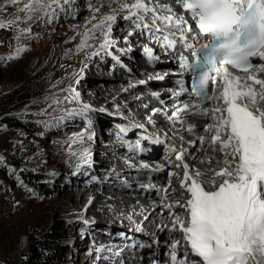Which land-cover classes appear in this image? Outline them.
I'll list each match as a JSON object with an SVG mask.
<instances>
[{"label":"snow or ice","instance_id":"6c2138e0","mask_svg":"<svg viewBox=\"0 0 264 264\" xmlns=\"http://www.w3.org/2000/svg\"><path fill=\"white\" fill-rule=\"evenodd\" d=\"M5 2L17 5L21 0ZM72 2L27 0L17 9L26 15L7 22L0 20V28L11 27L20 20L43 21L47 18L51 23L58 19L57 9L67 13L64 6L70 7ZM112 3L118 4V8L101 14V8H111ZM179 3L189 13L194 27L177 16L170 5L160 4L159 0L102 3L93 9L101 15L98 20L97 16L92 17L96 23L88 22L92 26L83 32L77 50L91 47L88 42L97 32L104 37L100 49L109 48L113 43L110 39L112 26L118 16L135 29L147 30L156 36L157 42L159 36L156 34L161 32L157 21L165 28L174 27L181 34L179 39L192 50L191 60L187 56L181 57V67L194 73L193 91L211 99L205 92L206 85L209 81L213 85L218 79L221 81L218 99L223 106L203 114L214 120L205 125V130L213 133L212 143L219 144L223 155L230 159H225V167L214 173V177L220 178L219 183L215 179L205 182L200 179L199 171L190 174L189 166L183 165L181 188L189 198L186 203L176 201L175 205L185 208L188 219L185 222L181 216L172 214L171 229L182 233L184 244L182 246L180 240L171 243L170 264H264V78H259V73H264V64L257 72L251 71L252 58L264 60V0H179ZM18 31L29 34L32 29ZM193 32L197 39L207 37L210 43L195 49L185 35ZM163 40L168 47H175L176 41L169 35ZM24 51L26 49L18 47L17 56ZM146 51L151 55L150 49ZM94 54L99 55V52ZM228 65L247 75H235ZM78 98V94L72 97ZM183 107L187 109L188 105ZM89 109V105H84L81 111ZM183 155L178 154L177 159L183 160ZM165 207L172 209L173 205ZM181 247L183 255L179 251ZM189 250L200 258L199 262L188 261Z\"/></svg>","mask_w":264,"mask_h":264},{"label":"rangeland","instance_id":"374dc122","mask_svg":"<svg viewBox=\"0 0 264 264\" xmlns=\"http://www.w3.org/2000/svg\"><path fill=\"white\" fill-rule=\"evenodd\" d=\"M0 5H2L0 7V20L7 22L17 17V5L8 4L5 0H0ZM89 11L90 7L74 2L72 10H68L67 13L60 11L58 19H54L51 24L58 27L66 17L71 20L86 15ZM47 23V18L43 21L20 20L11 27L0 28V263H13L25 259L31 252V241L36 240L47 231H57L62 225L61 233L55 238L61 239L60 242L65 248L63 251L64 264H90L94 262L98 249L93 243L94 240H89V242L83 240L85 235L83 226L88 223V220H80L78 216L71 215L70 211L74 209V206H70V202L71 200H76L79 204L83 202L84 196H82L81 186L84 185L86 177L84 178L82 175L89 174L90 167L94 164L101 167H106V165L103 162H94L90 157L71 162L72 151L78 148L84 139L88 138L75 141L67 136L73 135L74 127L82 126L85 121L83 119L74 126L73 123L79 119V115H73L74 113L65 115L51 109V107L59 106L58 104H51L57 98L49 99L47 97L44 100V96L48 92L54 93L58 86L61 88L67 84L66 82L73 75L83 52L74 53L69 58V62L61 67L60 74L53 79L36 77L32 71H29L30 63L34 61L38 48L51 38L52 31H48ZM119 25H125L126 29L134 28V25L123 20ZM22 28H31L32 31L29 34H20L18 29ZM125 34L126 32L120 36ZM17 36L20 38L17 39ZM18 47H22L26 51L17 56L16 49ZM123 49L115 48L117 53L110 51L108 54L119 57L120 55L135 53L134 50L123 53L121 52ZM94 67L98 70L97 66ZM79 68L81 70L79 75H81L83 71L81 66ZM91 73L89 75L92 76L93 73ZM115 73L112 74V77L116 76ZM97 80L103 81V79ZM108 81L113 80L109 79ZM27 90H41L43 92L38 97L34 95L27 102L16 107L19 102V95ZM86 94H84L85 99ZM11 98L14 100L11 101ZM100 100L99 102H92L93 114L97 113L96 115L99 117L101 113H105L106 119H112L114 114L119 115L115 112L106 114L109 111H106L105 107H100L105 100ZM125 112L128 113L130 110ZM6 118L11 121L18 120L21 124L15 127ZM138 118L140 121L145 120L140 116ZM26 122H30L29 126L24 125ZM106 124L110 123L105 122L102 126L104 127ZM93 125L98 128L99 135L94 139H89L96 141L102 131L95 123ZM150 125V123L149 126L146 124L147 130H152ZM119 128L122 132L129 133L128 127H124L123 124L119 125ZM154 130L155 134L159 136L158 129L152 131ZM103 133L107 135V138H118L115 132L103 129ZM63 143H66L68 150L62 153ZM216 165L219 166V164ZM23 169L43 174V183L52 187L54 183H58V189L55 193L47 195L45 190L35 188L22 177L21 171ZM105 175L110 176L109 174ZM136 181L140 182V179ZM137 196L136 194L135 198ZM139 201L141 202V200ZM127 202L130 203L131 201L127 199ZM142 222L138 223L139 226H137L139 229L141 227V230ZM134 228L135 231H138L136 227ZM146 228L148 230L147 236L145 235L147 239L149 237L158 239V237H154L157 229L152 231V228ZM115 230L117 231V228ZM132 234L136 236L135 233ZM163 242L166 241L163 240ZM142 243L145 244L146 242ZM88 246H91L93 250L88 251ZM55 248L59 249L60 246L55 245ZM52 249L53 247H49L47 251ZM138 251L140 250L135 248L134 258ZM143 255L146 256V253ZM129 258L127 257L126 261Z\"/></svg>","mask_w":264,"mask_h":264},{"label":"bare ground","instance_id":"6f19581e","mask_svg":"<svg viewBox=\"0 0 264 264\" xmlns=\"http://www.w3.org/2000/svg\"><path fill=\"white\" fill-rule=\"evenodd\" d=\"M26 2L27 0H21V2L17 4V9L22 8L24 6V3ZM74 2H77L78 5L83 4L86 7H90V11L86 15L78 18L76 17L71 20H68L66 17L65 20H62V23L58 27H54L51 23L48 22V31H52L51 38L49 41L41 44V46L38 48V51L35 53L34 61L30 63L29 71H32L36 77L53 79L55 76L60 74L61 67L69 62V58H71L74 53L83 52L81 60H79L76 64V69L73 72V75L77 76L81 73V70L79 68L80 66L82 71L84 70L89 73L92 72L93 74H91L94 77L88 75L86 78H84L83 84L86 85L87 88L85 89V92L81 94L84 97V94L87 93L85 97L89 102H99L101 101L100 99H102L103 101L105 99H109L111 96L119 92V90L123 86L127 85L131 81H135L133 80V77L141 79L144 75L143 73H147V71L149 70V66H146L147 64L144 65L139 63L140 57L143 56L142 54L136 52L129 53L125 55L126 59H128L127 61H134L137 67L133 70H127L126 68L122 67L123 69H125V75H116L115 77H112V74L114 75V72H108L109 70L106 71L103 69H108L109 64L107 65V63H109V60L121 62V58L108 54V52L110 53V51H101L99 55L93 54L94 51L99 48V45L103 42L104 39L100 32H97L95 34L94 39L89 40L88 43L92 45L91 47H87L83 50L78 51L77 46L81 42L82 34L85 29L91 28L92 23H96L101 14L110 13L113 9L118 8V4L112 3L111 8H101V14L95 13L93 9L96 7H100L102 3H109L110 0H73L70 7L69 5H65L64 7L68 10H72ZM129 2H131V0H129ZM59 12L60 10L57 9V15ZM184 13L187 12L184 11ZM25 15L26 13L19 12L17 10V17H24ZM94 15L97 16V20H92V17ZM90 20L92 21V23H88ZM122 20L123 19H120L118 16L117 22L112 26V32L110 36V39L112 41L113 36H119L124 32L131 36V34L129 33L131 29H126L125 25H119ZM125 22L130 23L128 21ZM132 29L134 31V35L140 31V29ZM73 37L75 38L73 39ZM116 42L120 43V40H116ZM114 49L115 47L112 48V50ZM125 52L127 53V51ZM152 55H154V53ZM94 66H97L98 70H96V67ZM259 77L263 78V74L259 75ZM97 79H103V81H98ZM109 79L113 81H108ZM138 82H140V80ZM171 82L173 83L174 81ZM58 88H60V86H58ZM139 89V87H133L132 89L125 90L117 99L109 101L108 105L110 108H108L114 112V103H118L122 107L121 110L128 109L139 115H143L144 113L141 110V103H139L135 99L132 101L126 100L127 98L134 96V94ZM76 93H79L78 88L76 89ZM59 96L60 94L54 92L50 95L49 99H58ZM145 99L147 100L148 98L146 97ZM124 100H126L127 102H123ZM122 103H124V105H122ZM57 104L60 105V102ZM97 107L99 108V106ZM100 107L103 108L104 106L102 105ZM75 114H78L80 117L76 122L73 123L75 124L74 126L78 125L79 122L83 120V116L81 113L77 112L73 115ZM96 114L97 113L93 114V120H86L85 123H95L102 131L100 137L96 141H92L89 138L86 140L84 139L83 143L74 151H72L71 162L73 160L86 159L90 157L92 160H94V162L99 161L105 163L106 167H101L94 164V166L90 167L91 170L89 174L82 175L84 178L86 177V180L83 183L84 185L81 186L83 194L82 196H84V199L81 204H79L76 200H71L70 206H74V209L70 211V214L78 216L80 220H88V223L83 226L85 232L83 240H86L85 242H87V240L88 242L89 240H94L93 243L96 244L98 249H96L97 254L95 255L94 262H91L90 264H147L148 255L152 254L154 250L152 244L158 245V247L160 248L166 247L167 244L164 245L165 242H163V240L168 241V237L172 234L170 230H161V227H163L164 224L171 226L173 220L172 214L174 213L181 216V212H183V210L177 207L174 212H171V214L167 213L165 223L159 216L155 214V210L152 209L153 206L148 203L149 199L143 198L140 193L143 188L147 187V182L141 180H145V176H147L148 173L146 172V170H142L137 167V162L134 160L132 155H129L130 153L123 148L128 147V149H133L132 147H134L136 144H152L162 147L165 143L161 136L160 139H158L156 134L151 132V129V131L147 130L146 124L144 122L146 121L145 118L144 121H140L138 117L134 116L133 118H128L127 114H125L121 115L119 118L99 119V117L101 116L98 117V115ZM97 119L98 122H96ZM161 121L162 122H159L160 124L158 126H155V129H158L159 135H163L162 127H164V125L168 126V123L164 121V119H161ZM105 122L110 124H106V126L103 127L102 125ZM121 124H123L124 127H128L129 133L121 131V128H119V125ZM103 129L115 132V135L118 136V138H107V135L103 133ZM73 131L82 132V134L78 136L68 135L67 137L73 138L75 141H78L77 137L88 135L91 129H88L86 124H83L82 126H78L77 128L74 127ZM177 131H180V129L178 128ZM67 150L68 147L66 143H63V147L61 148L62 153ZM133 150L146 152L143 151L142 148ZM157 158H162L167 162H171L172 166L177 169L179 167L183 169L184 162H186V164L189 166V171L191 174H194L195 171H200V169L204 168V166L199 164L197 157L190 162H188L186 159H184V162H181L166 150L163 152L159 151L157 154ZM226 158L227 157H225L223 154L218 157L211 156L212 163L209 164V166L214 164H219V166L216 165L215 168H207V170L211 172L204 171L203 173H201L202 175L200 179L205 182L215 179L217 180V183H219L220 178L214 177V173L223 167L222 161L224 160L225 162ZM228 159L230 158L228 157ZM177 164H179V167L177 166ZM105 174H109L110 176H107ZM163 176L164 174H161V177ZM138 179H140V182L136 181ZM205 187L206 189L208 188L207 183H205ZM180 190L181 191L179 192V194L186 193L184 190ZM153 193H155V190ZM136 194L138 195L137 198H135ZM127 199L131 202L128 203ZM139 200H141V202ZM146 207L147 210L151 211L148 218L143 219L142 210ZM168 211L169 210H166V212ZM140 222H142L143 225L142 230L141 227L140 229L137 227L139 226L138 223ZM159 223H161V225L157 227ZM134 227H136V230L138 229V231H135ZM146 227L152 228V231H155L157 229L156 236L154 237H158V239H151L149 237V233L148 237L150 238V240L149 238L147 239L145 237V235L147 236L148 231ZM116 228L117 231L115 230ZM132 233L136 234L134 239L135 241H137V243L139 239H141V241L143 240L142 242H146L143 249H140V251L137 252L138 254L134 258L133 262L131 261L133 256L135 255H132L130 253L131 251L129 250V247L124 246L123 244V241H127L129 238V234ZM173 233L178 234V232ZM141 235L143 236L141 237ZM140 245L141 244L138 243V247ZM134 248H137V246H135ZM91 250H93V248L91 246H88V251ZM143 253H146V256H144ZM141 254L143 256H140ZM127 257H130L128 261H126ZM194 259H196V256L193 255L191 258V262Z\"/></svg>","mask_w":264,"mask_h":264},{"label":"clouds","instance_id":"9594fccd","mask_svg":"<svg viewBox=\"0 0 264 264\" xmlns=\"http://www.w3.org/2000/svg\"><path fill=\"white\" fill-rule=\"evenodd\" d=\"M116 36H118V35H116ZM118 37H121L120 35L118 36ZM135 52H139L140 54H142L141 52H140V50H138V51H135ZM143 55V54H142ZM122 58V60L123 61H125V62H128L127 60L128 59H126V56L125 55H122L121 56ZM142 57L143 56H141L140 57V59H142ZM120 59V60H121ZM112 63H114V64H116V67H115V69L114 70H111L110 69V65L112 64ZM109 64V65H108ZM107 65L109 66L108 67V69H106V71H108V72H116L117 70H121L122 71V74H120V75H122V76H124L125 74V69H123L124 67L120 64V62H116V61H112V60H110L109 61V63H107ZM121 66V67H120ZM123 67V68H122ZM127 70H130L129 68H126ZM134 68H132L131 70H133ZM103 70H105V69H103ZM87 71H84L83 70V73H86ZM90 73L89 72H87V74H86V77L89 75ZM144 74V73H143ZM142 74V75H143ZM145 75V74H144ZM143 75V76H144ZM70 77H77V76H75V75H72V76H70ZM166 77H168V76H166ZM165 77V78H166ZM165 78H163V80H165V81H170V79L169 80H166ZM69 81H70V83H72L73 82V79H70L69 78ZM69 81H67V83L68 84H70L69 83ZM150 86H160L161 84H160V81H152V82H150V84H149ZM66 85H63L61 88H63V87H65ZM58 89H60V88H58ZM140 90H144V88H141ZM58 94H60V96H59V98L58 99H54L53 100V102L51 103V104H57L56 103V101L58 100L59 102H60V105L58 106V107H51V109H53L54 111H57L58 113H61L62 112V114H65V115H68V114H73V113H75V112H72V113H68V114H66L64 111H62V110H60V109H62V108H64V101L61 99V97H62V94L60 93V92H58L57 90H55ZM52 93L51 92H48L46 95H47V97H50V95H51ZM114 96V95H113ZM38 97V96H37ZM47 97H46V99H47ZM111 98V97H110ZM45 100V99H44ZM86 100V99H85ZM108 99H105V101H103V102H105V105L103 104V106H107L108 104L107 103H109V101H107ZM115 100V99H114ZM90 105H92L93 106V103L92 102H89L88 100H86ZM115 109V108H114ZM91 110H92V107L86 112V114L88 115V116H91L92 117V119L94 118V115H93V113L91 112ZM126 110H128V109H125L124 111H122V110H116L115 109V113H119V115H112V118H119L122 114H127V116H128V118H133L134 117V115L136 116V117H138V116H140V117H142V118H144V114L143 115H139V114H137V113H135V112H133V111H130V112H128V113H126L125 111ZM113 112V111H112ZM112 112H109V113H106V114H110V113H112ZM82 114V113H81ZM82 116H83V114H82ZM101 116H104V117H99V119H102V118H107V117H105V116H107V115H105V113H103V114H101ZM83 119H84V116H83ZM84 121H85V119H84ZM144 121V120H143ZM96 122H98V119H97V121ZM144 122H147V121H144ZM148 123V122H147ZM83 124H89V123H84L83 122ZM146 124V123H145ZM90 126L92 127V128H94V129H96L97 130V133H96V135L94 136V137H86V136H83V137H77L78 139H84V137L85 138H90V139H94L96 136H98L99 135V133H98V128H96V127H94V125L93 124H90ZM148 126H149V123H148ZM112 128V127H111ZM114 128V127H113ZM151 128V127H150ZM75 132L76 131H73V133L75 134ZM73 134V135H74ZM157 138L158 139H160V135L159 136H157ZM164 141V145L162 146V147H160V146H155V145H152V144H148V145H139V144H136L134 147H132L133 149H138V148H142V150L143 151H146V152H142V151H137V150H133V149H128V147H125L126 149H124V150H127L130 154L129 155H132V157L134 158V160L137 162V167H138V161H137V159H136V157L138 156V157H146V158H148V159H154V160H156V161H158L159 162V165H157L156 167H154L153 169H144V168H140V169H142V170H146V172L148 173L147 174V176H145L146 178H145V180H141V181H146L147 182V187L146 188H143L142 189V191L140 192L141 193V196L143 197V198H146V199H149L148 200V203H150V205H154V203L155 202H160V201H162L163 199H162V197L165 195V193H163L162 192V190L160 189V188H158L157 187V185H156V183H161V184H166V181L167 180H172V188H170V189H168L167 190V196H165L168 200H175V199H177V200H180V201H183V199H185V198H187V197H189L188 196V194L187 193H183V194H179V192L181 191L180 189H182L181 188V186L180 187H178V185H177V180L178 179H182V177L184 176V172H185V169L183 168V169H181L179 166V168L177 169V168H174L173 166H172V164H171V162H167V161H165V160H163L162 158H157V154H158V152L159 151H161V152H163V151H169L170 153H171V155H173V156H175L176 158H177V156H176V149H174L173 148V146L171 145V144H169L168 143V141H166V140H163ZM174 144H176V142H173ZM139 145V146H138ZM217 152H218V155H217V157L218 156H221L223 153H222V150L221 149H217L216 150ZM149 153H152L153 155L152 156H149ZM142 154H144V156H140V155H142ZM211 156L212 157H215V156H213V153H210V154H207V156H199V155H196V157L198 158V162H199V164L200 165H202V166H204V168L203 169H200V173H203L204 171H206V172H211V171H209V170H207V168H215V166H216V164H214V165H211V166H209V164H211L212 162H211ZM151 157V158H150ZM196 157H190V156H186L185 158H183V160H180L181 162H184V159H186L188 162H190V161H192L194 158H196ZM210 158V159H209ZM230 158V157H229ZM226 159H228V157L226 158ZM223 162V167H225L224 165V160L222 161ZM184 164H186V162H184ZM207 165V166H206ZM206 166V167H205ZM222 167V168H223ZM221 168V169H222ZM221 169H219V170H221ZM189 170V169H188ZM219 170H217V171H219ZM216 171V172H217ZM152 172V173H151ZM190 172V171H189ZM161 174H164V176L163 177H161ZM191 174V173H190ZM219 181V180H218ZM216 182H217V180H216ZM148 184H150V185H148ZM180 188V189H179ZM148 189V191H147V194L146 195H142V193H143V191L144 190H147ZM154 190H155V193H153L154 192ZM183 190V189H182ZM210 190V189H209ZM178 206H176V205H173V207H172V209H168L167 207H165V206H163V205H158V206H156V207H152V209L153 210H155V214L157 215V216H159L160 218H161V220L162 221H164V223H165V220H166V216H167V213H170L171 214V212H174L175 210H176V208H177ZM179 209H181V210H183V212H181V217L184 219V220H186L187 219V213H186V210H185V208H183V207H178ZM166 210H169L168 212H166ZM150 211L151 210H147V207L145 208V209H143L142 210V216H143V219H146V218H148V216H149V214H150ZM144 221V220H143ZM161 225V223H159L158 224V226H160ZM165 226H167V227H165ZM163 229H166L167 231H171L172 232V234L168 237L169 238V240L168 241H166L165 242V244L164 245H166V247H162V248H160V247H158V245H153V253L152 254H149L148 255V264H153V262L154 263H156V264H169V259H168V253H169V251H170V245H171V243L174 241V240H180L181 241V245L183 246V244H184V241H183V239H182V233L181 232H179V231H173L172 229H171V226L170 225H167V224H164L163 225V227H161V230H163ZM173 232H178V234L177 233H173ZM155 234V233H154ZM134 234H129V238H128V240H127V242L129 241V240H133L134 242H135V246H137V250H140V247H141V250L143 249V247H144V244L141 242V239H139L138 240V243L139 244H141L140 245V247L138 248V243H137V241H135V239H134ZM141 242V243H140ZM134 246V247H135ZM129 248V250L131 251V254L134 252V250H135V248ZM134 249V250H133ZM180 251V254L181 255H183V247H181V249L179 250ZM135 253H133L132 255H134ZM194 254L189 250L188 251V253H187V258L190 260V262H191V258H192V256H193ZM195 256V255H194ZM196 259H200V258H198V257H196ZM133 260H134V256H133V258H132V261L131 262H133ZM193 261H195V260H193Z\"/></svg>","mask_w":264,"mask_h":264},{"label":"trees","instance_id":"16d2710c","mask_svg":"<svg viewBox=\"0 0 264 264\" xmlns=\"http://www.w3.org/2000/svg\"><path fill=\"white\" fill-rule=\"evenodd\" d=\"M139 53V52H138ZM140 54V53H139ZM122 73L121 70H117L115 75H120ZM166 80L171 79V77H166ZM43 91L41 90H27L25 92H22L19 95V102L17 106L22 105L23 103L27 102L29 98L32 96H39L42 94ZM16 98V97H14ZM14 98H11V101L14 100ZM106 111L112 112L111 109H109V105L104 106ZM109 107V108H108ZM102 114V113H101ZM78 115V114H75ZM8 119V122L18 127L20 126V121H11ZM147 125L148 123L145 122ZM30 122L24 123V125L29 126ZM153 130V129H152ZM154 134L155 132L152 131ZM157 136V135H156ZM22 177L27 180L32 186L38 189L45 190L47 195H51L55 193L56 189H58V183H54L53 187L49 186L45 183H43L42 179L44 178L43 174L41 173H35L32 170H22L21 171ZM63 226L60 225V228L57 231H47L39 236L36 240H33L30 242V249L31 252L27 255L25 259H22L19 262H13V263H0V264H64L65 263V256H64V246L60 242L61 239H56L57 235L61 233ZM59 237V236H58ZM55 245L60 246V248H55ZM49 247H53L51 251H47Z\"/></svg>","mask_w":264,"mask_h":264}]
</instances>
